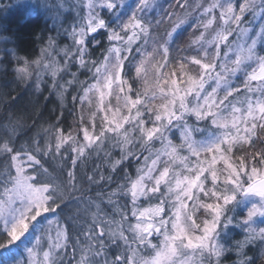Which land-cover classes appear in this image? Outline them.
Returning a JSON list of instances; mask_svg holds the SVG:
<instances>
[{"label": "snow or ice", "instance_id": "obj_1", "mask_svg": "<svg viewBox=\"0 0 264 264\" xmlns=\"http://www.w3.org/2000/svg\"><path fill=\"white\" fill-rule=\"evenodd\" d=\"M166 3L21 5L36 58L0 26V264H264V0Z\"/></svg>", "mask_w": 264, "mask_h": 264}, {"label": "trees", "instance_id": "obj_2", "mask_svg": "<svg viewBox=\"0 0 264 264\" xmlns=\"http://www.w3.org/2000/svg\"><path fill=\"white\" fill-rule=\"evenodd\" d=\"M14 1H16V4H13ZM22 1L27 2L28 0H0V26L11 27L15 30L19 23L21 25L19 32L21 54H26L30 58H36L39 56L40 43L39 41L33 42V34L45 31L46 26H51V21L45 20V16L39 8H35L34 11L31 12L26 10L21 6ZM160 2L165 4V7L167 6L166 0H160ZM192 2L196 3L199 2V0H192ZM27 5L33 6L30 4ZM256 23L258 25L259 22L257 21ZM165 27H167V25ZM190 34L191 30L190 33L186 34V38H188ZM195 34L199 35V32L197 31ZM230 39L232 38L230 37ZM7 78L10 79L11 75L9 74ZM0 82H2V78H0ZM12 87L16 89L13 94H19L20 96L16 106V112L24 117L26 125L31 126L32 122L35 120L38 126L43 125L47 127L48 124L54 121V113L58 111L59 106V101L55 96H49L48 91H44L41 94L30 88L25 89L23 85L19 87L12 85ZM88 166H92L91 161H89ZM238 232V229L234 230V234Z\"/></svg>", "mask_w": 264, "mask_h": 264}, {"label": "rangeland", "instance_id": "obj_3", "mask_svg": "<svg viewBox=\"0 0 264 264\" xmlns=\"http://www.w3.org/2000/svg\"><path fill=\"white\" fill-rule=\"evenodd\" d=\"M40 3H42V1L28 0L27 2L26 1H22L21 5L30 4V5L35 6V5L40 4ZM13 4H16V1H14Z\"/></svg>", "mask_w": 264, "mask_h": 264}]
</instances>
